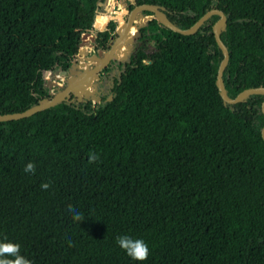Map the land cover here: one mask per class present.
Masks as SVG:
<instances>
[{
  "label": "trees",
  "instance_id": "1",
  "mask_svg": "<svg viewBox=\"0 0 264 264\" xmlns=\"http://www.w3.org/2000/svg\"><path fill=\"white\" fill-rule=\"evenodd\" d=\"M98 2L0 0V114L52 97L45 72L68 71L93 25L114 18L113 0L106 15ZM144 3L164 8L180 29L221 10L227 96L264 87V0H135L129 9ZM217 19L190 36L149 21L139 33L153 49L129 57L99 103L93 86L88 99L71 94L0 123V242L19 244L31 264H264V94L223 103ZM118 34L110 21L95 44L106 51ZM69 205L82 221L73 222ZM125 235L145 242V261L120 249L116 238Z\"/></svg>",
  "mask_w": 264,
  "mask_h": 264
},
{
  "label": "water",
  "instance_id": "2",
  "mask_svg": "<svg viewBox=\"0 0 264 264\" xmlns=\"http://www.w3.org/2000/svg\"><path fill=\"white\" fill-rule=\"evenodd\" d=\"M99 6H102V3H99ZM143 10L145 13H147L150 18L146 20L148 23L149 21L156 20L160 23L161 26L165 27L166 29L183 35V36H190L195 34L202 24L207 21L210 17L217 15L218 19L212 26V33L214 36V40L221 50V53L223 55V58L219 64L217 74H216V87L218 89L219 95L223 101L224 104L234 105L242 102L244 99L251 95H258V94H264V87H257V88H248L243 91H241L234 99H231L227 96L224 81H223V73L226 68V65L229 60V52L227 47L224 45L220 38V31L222 27L226 23V15L218 9H211L204 13L191 27L188 29H180L176 25H174L166 16L165 9L162 7H159L157 5L152 4H140L134 6L131 10L125 11L126 12V20L124 27L122 29V33L119 37V40L122 39L123 34L127 32L130 28V26L135 22V17L138 13V11ZM116 17H114L115 19ZM117 20V18H116ZM140 34H136L135 37L132 39L131 44L128 45L129 49L132 47V42L139 37ZM83 36V35H82ZM116 47V44L109 47L104 53H102L101 56H95L96 61H98V65H95L90 68V65L84 61H81L79 63V66L72 65V67L68 71H61V70H55L54 72L46 71L44 74V78H52L54 80H58L60 76L67 75V73L70 75V78L68 80V84L57 94L52 96L50 99H43L40 103H38L35 106H32L22 112L17 113H5L0 114V123L1 122H10V121H18L21 119L29 118L36 113H39L41 111L54 108L56 105H58L61 102H71L70 96L72 92L73 98H76L78 101H82V99H88V96H77L75 91L78 89V83L77 82H85L90 81L92 79H97L98 75L108 66L110 63V60L112 58V54L114 52V48ZM79 56V54H78ZM101 57V58H100ZM127 58L126 56H122L120 58L121 61L125 60ZM53 85V82L48 80L46 81V87L50 89ZM83 90V89H82ZM70 94V95H69ZM100 96L96 93L93 94V97L91 100L93 102L99 103L100 102ZM109 100H111V96L109 97ZM261 112L264 115V101L261 104ZM261 138L264 142V127L261 130Z\"/></svg>",
  "mask_w": 264,
  "mask_h": 264
},
{
  "label": "rangeland",
  "instance_id": "3",
  "mask_svg": "<svg viewBox=\"0 0 264 264\" xmlns=\"http://www.w3.org/2000/svg\"><path fill=\"white\" fill-rule=\"evenodd\" d=\"M100 2H104V1L99 0L98 6L100 5L99 4ZM107 3H109V2L107 1L106 4ZM113 3H114V5L111 7L110 14H112V16L116 17V15L118 13H121L122 15H120L119 17L122 16L123 20L118 21V20H116V18L115 19L112 18V19H109V21L107 22V25L110 21H113L114 23H116V27H118V30L120 31V29L123 27V24L126 20V12L125 11L131 10V9H129V7H130V5H135V0H113ZM98 13L99 14L100 13L101 14H108L107 8L104 5L100 6ZM143 16H145V14H143ZM142 23H143V21H140L139 25H141ZM107 25L104 29H100L97 27L96 28L97 30H96L94 28L93 31L90 33V35H92V38H90V40L87 41V43H85L86 45H84L85 49H86V54L84 56L95 58V56H99L102 54V52H104L101 49V47H99L95 44V37H96V34L98 32L104 31L107 28ZM134 26L137 28L138 24L134 22ZM85 34L88 35V33H85ZM140 38H141V34L138 38H136L132 42V47L129 50V52L127 54V58L125 60H123V61H121V60L110 61L108 66L98 75V78L91 80L90 84H91V88L94 86V92L91 94L90 97H93L94 93H96L98 95L100 93L101 94H108L110 87L112 85V81H113V79H115L117 77L119 70L122 68L123 63L125 61H128L129 57L135 55L137 53L138 49L142 48L143 46L146 47L148 50L153 49V45H152L151 41H148V39H146L147 37L144 38L143 40H140ZM81 41H82V39H81ZM78 52H79V47H78ZM78 52L75 55V58L73 60V65H76L77 67L79 66V63L81 62L77 58ZM93 64H95V62ZM91 67H93V65H91L90 68ZM69 78H70V75L68 73H67V75H64V76L61 75L58 80H54L50 77L45 78L46 81L50 80L53 82L52 87L49 89V94L51 96H54L59 91H61L68 84ZM82 89H83V93H84V91L86 90L85 85ZM70 94H72V92Z\"/></svg>",
  "mask_w": 264,
  "mask_h": 264
},
{
  "label": "clouds",
  "instance_id": "4",
  "mask_svg": "<svg viewBox=\"0 0 264 264\" xmlns=\"http://www.w3.org/2000/svg\"><path fill=\"white\" fill-rule=\"evenodd\" d=\"M97 159L95 155L90 156V162ZM24 171L26 173L35 172V165L28 163ZM50 187L49 184L44 183L41 185L43 190H47ZM69 212L72 213V219L74 223H79L84 219L83 214L71 205L68 208ZM116 242L121 250L133 260L137 262H143L148 258L149 249L148 246L142 239L133 240L132 238L125 236H118ZM71 246V243H70ZM8 257H12L9 259ZM0 264H31V261L20 255V245L10 242H0Z\"/></svg>",
  "mask_w": 264,
  "mask_h": 264
},
{
  "label": "bare ground",
  "instance_id": "5",
  "mask_svg": "<svg viewBox=\"0 0 264 264\" xmlns=\"http://www.w3.org/2000/svg\"><path fill=\"white\" fill-rule=\"evenodd\" d=\"M107 1H108V0H105L104 2H101L102 5H104V6L106 7V2H107ZM144 13H145V12H144L143 10H140V11H138V13H137V15H136V17H135V21H136V19H138L139 17L143 20V23H142L141 25L138 26L137 32H136L134 35H130V33H129L130 30H131V28H132V26L134 25V23H133V24L130 26L129 30L123 34L122 39L119 40V37H120V35H121V33H122V29H123L124 24H125V22H124L123 27L120 29L118 36L114 39V41H113V42L111 43V45H110V47H111L112 45L116 44V47L114 48V52H113V54H112V58H111L110 61H112V60H117V61H119V60H120V58H121L122 56H121V57H118V55H116L115 53H116L117 49L119 48V46L121 45V43L126 39L127 36H129V39H128V42H127V49H129L128 45L131 44L130 41H132V39L135 37L136 34H139V31H140L142 28H144V27L147 26V22H146V20H147L148 18H150V16H149V15H148V16H143ZM99 15H100V14H99ZM102 15H106V14H102ZM120 15H122V14H119V16H120ZM159 24H160V23H159ZM94 28H95V26H93V29H94ZM86 38H92V35H89V36H87ZM93 39H94V38H93ZM83 45H84V41L80 44L81 57L79 58V60L88 63L87 59H85V56H84V55H85V49L83 48ZM104 52H105V51H104ZM104 52H102V53H104ZM128 52H129V50H128L123 56H126V55L128 54ZM102 55H103V54H101V55H99V56L102 57ZM83 56H84V57H83ZM101 57H100V58H101ZM98 63H99V62H97V63H95V64H92V65L95 66V65H98ZM90 82H91V80H90V81H85V82H77V83H78V89L75 91L76 95H77V96H83V90H82V88H83L84 85H85L86 90H87V89H90V88H91V84H90Z\"/></svg>",
  "mask_w": 264,
  "mask_h": 264
},
{
  "label": "flooded vegetation",
  "instance_id": "6",
  "mask_svg": "<svg viewBox=\"0 0 264 264\" xmlns=\"http://www.w3.org/2000/svg\"><path fill=\"white\" fill-rule=\"evenodd\" d=\"M98 15V14H97ZM95 20H96V18H95ZM95 22V21H94ZM95 24V23H94ZM107 25V24H106ZM94 26V25H93ZM106 27V26H105ZM96 29V28H95ZM97 30V29H96ZM78 56V55H77ZM73 65V64H72ZM72 67V66H71Z\"/></svg>",
  "mask_w": 264,
  "mask_h": 264
},
{
  "label": "built area",
  "instance_id": "7",
  "mask_svg": "<svg viewBox=\"0 0 264 264\" xmlns=\"http://www.w3.org/2000/svg\"><path fill=\"white\" fill-rule=\"evenodd\" d=\"M99 14V13H98Z\"/></svg>",
  "mask_w": 264,
  "mask_h": 264
}]
</instances>
